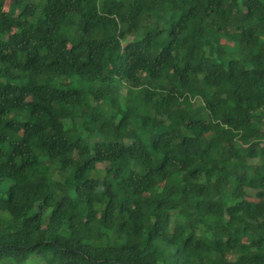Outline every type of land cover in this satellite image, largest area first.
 <instances>
[{
  "label": "trees",
  "instance_id": "16d2710c",
  "mask_svg": "<svg viewBox=\"0 0 264 264\" xmlns=\"http://www.w3.org/2000/svg\"><path fill=\"white\" fill-rule=\"evenodd\" d=\"M262 109L264 0H0V264H264Z\"/></svg>",
  "mask_w": 264,
  "mask_h": 264
},
{
  "label": "rangeland",
  "instance_id": "374dc122",
  "mask_svg": "<svg viewBox=\"0 0 264 264\" xmlns=\"http://www.w3.org/2000/svg\"><path fill=\"white\" fill-rule=\"evenodd\" d=\"M6 8H8V7H6ZM192 102H195V97L191 98V103ZM101 105L102 104L99 103V106H101ZM246 200L251 201V202H259L261 200V198L259 196H257L255 193L252 192L246 197ZM102 236H103L102 229H101V227L97 226L95 228V238L96 239H101Z\"/></svg>",
  "mask_w": 264,
  "mask_h": 264
},
{
  "label": "built area",
  "instance_id": "2783aa9c",
  "mask_svg": "<svg viewBox=\"0 0 264 264\" xmlns=\"http://www.w3.org/2000/svg\"><path fill=\"white\" fill-rule=\"evenodd\" d=\"M262 113L264 114V109H262ZM263 122H264V116H263Z\"/></svg>",
  "mask_w": 264,
  "mask_h": 264
}]
</instances>
